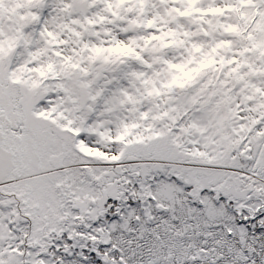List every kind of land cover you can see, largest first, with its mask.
I'll return each mask as SVG.
<instances>
[{"label":"snow or ice","instance_id":"snow-or-ice-1","mask_svg":"<svg viewBox=\"0 0 264 264\" xmlns=\"http://www.w3.org/2000/svg\"><path fill=\"white\" fill-rule=\"evenodd\" d=\"M0 264H264V0H0Z\"/></svg>","mask_w":264,"mask_h":264}]
</instances>
